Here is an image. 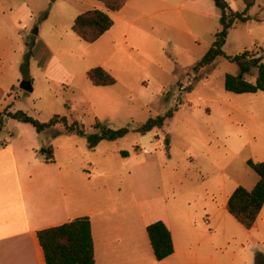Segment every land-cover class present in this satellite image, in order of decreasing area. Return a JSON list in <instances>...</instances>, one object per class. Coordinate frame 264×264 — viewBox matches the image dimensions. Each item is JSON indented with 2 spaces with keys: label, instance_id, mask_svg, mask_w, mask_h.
Instances as JSON below:
<instances>
[{
  "label": "rangeland",
  "instance_id": "1",
  "mask_svg": "<svg viewBox=\"0 0 264 264\" xmlns=\"http://www.w3.org/2000/svg\"><path fill=\"white\" fill-rule=\"evenodd\" d=\"M227 1L233 10L244 8L242 0ZM92 8L105 10L113 25L89 43L71 26ZM247 14L230 28L226 54L264 48V0ZM219 18L212 0H128L117 12L96 0H0V149L9 142L23 180H32L24 181L28 201L57 183L31 172L46 167L33 160L51 146L55 162L47 167L66 169L63 184L73 186L69 208L142 216L147 225L185 215L198 231L201 258L194 264H254L258 252L264 255L259 226L243 227L225 208L237 186H251L256 174L247 160L264 153V91H227L225 75L239 68L224 58L194 68ZM96 66L115 82L93 85L87 72ZM25 80L31 91L20 87ZM15 111L41 122L66 116L84 134L97 132L96 123L129 131L90 143L61 124L37 132L7 115ZM169 111L161 127L135 131ZM113 205L116 213L109 212ZM145 235L149 240L146 228Z\"/></svg>",
  "mask_w": 264,
  "mask_h": 264
},
{
  "label": "trees",
  "instance_id": "2",
  "mask_svg": "<svg viewBox=\"0 0 264 264\" xmlns=\"http://www.w3.org/2000/svg\"><path fill=\"white\" fill-rule=\"evenodd\" d=\"M54 1V0H52ZM103 4L107 11H119L128 0H96ZM220 11V29L214 35L210 47L194 66L199 69L212 64L217 58H224L239 68L236 74H226L224 88L233 93H256L264 91V48L261 53L245 49L239 53L226 54L225 45L230 28L237 22H246L250 19L247 11L254 5L255 0H242V11L231 9L227 0H212ZM113 25L110 15L102 9L92 8L78 14L72 23V31L82 40L92 43L100 38ZM255 73L254 80L249 76ZM89 81L95 86L111 85L115 82L113 76L104 68L96 66L87 72ZM7 115L23 123L31 124L37 132L45 131L57 124L63 125L67 133L85 135L90 143L100 140H115L124 136L129 129L126 127L110 129L100 123L95 124L97 132L84 134L82 125L74 120L68 122L66 116L53 115L48 121L41 122L22 111L7 112ZM170 111L163 115L148 118L135 131L146 132L154 127H161ZM2 122L0 121V131ZM45 154L46 162H54L51 146L40 150ZM247 165L258 175L256 184L247 189L237 186L229 195L226 202L227 212L243 227L250 229L264 205V161L247 160ZM148 238L154 257L162 260L173 252V243L170 231L166 225L158 220L146 227ZM36 236L42 249L45 264H95L94 244L90 219L87 216L77 217L57 226L38 230ZM254 264H264V255L258 252Z\"/></svg>",
  "mask_w": 264,
  "mask_h": 264
},
{
  "label": "crops",
  "instance_id": "3",
  "mask_svg": "<svg viewBox=\"0 0 264 264\" xmlns=\"http://www.w3.org/2000/svg\"><path fill=\"white\" fill-rule=\"evenodd\" d=\"M10 147L7 142L0 149V264H45L36 232L83 216L90 219L95 264H194L201 258L198 242L194 246V233L198 231L194 221L185 215L162 221L170 231L173 252L157 260L145 235L148 222H143L142 216L138 219L107 217L109 215L90 206L82 211L69 208L65 201L66 191L72 190L73 186L63 184L68 176L66 169L47 167L55 161L46 162L42 157L33 160L34 165L46 167L32 173L38 172L41 179L57 183L46 184V191L40 197L33 192L35 198L28 201L24 181L32 180H23L18 158ZM256 161H264V153ZM28 177L31 179L32 174ZM257 180V174L251 175V186L247 189H251ZM26 187L32 189L35 186ZM112 208L109 212L116 213V205ZM256 225L264 236V205L253 224Z\"/></svg>",
  "mask_w": 264,
  "mask_h": 264
},
{
  "label": "water",
  "instance_id": "4",
  "mask_svg": "<svg viewBox=\"0 0 264 264\" xmlns=\"http://www.w3.org/2000/svg\"><path fill=\"white\" fill-rule=\"evenodd\" d=\"M20 87L26 91H31L32 90V87L30 85V82L28 80H25L23 81L21 84H20Z\"/></svg>",
  "mask_w": 264,
  "mask_h": 264
}]
</instances>
